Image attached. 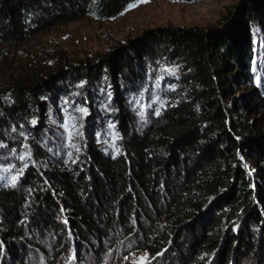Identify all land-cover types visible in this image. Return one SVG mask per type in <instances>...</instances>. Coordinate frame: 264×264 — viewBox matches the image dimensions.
Returning a JSON list of instances; mask_svg holds the SVG:
<instances>
[{
  "label": "trees",
  "instance_id": "obj_1",
  "mask_svg": "<svg viewBox=\"0 0 264 264\" xmlns=\"http://www.w3.org/2000/svg\"><path fill=\"white\" fill-rule=\"evenodd\" d=\"M132 2L0 0V46L89 17L109 22ZM255 2L227 29L150 30L93 62L0 96V143L8 145L0 148L7 157L0 166L20 164L10 151L19 148V125L38 139L45 129L51 137L56 130L46 120L59 118L64 99L86 98L91 111L76 163L65 165V154L30 141L36 167L16 189L0 183L3 264L41 257L64 264L60 257L72 245L83 264H125L130 250L147 251L150 264H264V130L254 121L264 115V7ZM162 66H179V79L165 74L163 82L176 90L161 93L169 106L142 124L130 98ZM241 89L250 90L248 98L239 97ZM110 122L123 137L118 154L103 143Z\"/></svg>",
  "mask_w": 264,
  "mask_h": 264
},
{
  "label": "rangeland",
  "instance_id": "obj_2",
  "mask_svg": "<svg viewBox=\"0 0 264 264\" xmlns=\"http://www.w3.org/2000/svg\"><path fill=\"white\" fill-rule=\"evenodd\" d=\"M247 1L149 0L109 22L89 17L80 22L59 26L19 45L0 46V96L18 83H34L48 78L59 72L61 67H79L93 62L120 44L150 30L164 27L203 31L227 29L236 23ZM255 1L256 5L264 7V0ZM249 94V89H241L239 97L248 98ZM61 107L62 105L59 106L60 109ZM62 118L60 114L58 119L46 120L50 122L47 126L57 130L52 121ZM254 121L258 128L264 130V115L256 116ZM108 124L104 125L106 129ZM3 174L0 172V175ZM136 256L143 257V254L136 253ZM33 263L39 264V260L34 259ZM43 264L47 263L43 260ZM137 264H144V261L137 260Z\"/></svg>",
  "mask_w": 264,
  "mask_h": 264
},
{
  "label": "snow or ice",
  "instance_id": "obj_3",
  "mask_svg": "<svg viewBox=\"0 0 264 264\" xmlns=\"http://www.w3.org/2000/svg\"><path fill=\"white\" fill-rule=\"evenodd\" d=\"M149 0H133L132 3H129L127 10H132L138 7L140 4L148 3ZM124 13H121L123 15ZM159 63V62H157ZM179 66L172 68L170 66H162L160 69L149 72V80L140 86L139 90L130 98V103L133 105V111L136 112L137 116L140 119L142 124H147L149 122L148 117L151 112L152 115L160 117L162 112L166 110L169 106V101L165 96H162L161 93L168 90L175 91L176 86L168 84L166 87L163 86V82L168 76L179 79L176 76V70ZM84 83L77 85L79 88H84ZM103 91V89H101ZM77 97H80L82 93H76ZM46 99V98H44ZM88 100L85 98L83 101H77L76 99H64L63 105L60 109L61 120H53L52 123L56 126V131L53 132V135L50 137L48 135V129H45L40 133V139H38L31 131H27L24 128V125H19L20 131L18 132V143L19 148L13 147L10 149L11 155L15 157L20 164H9L8 166H0V172L4 173L0 175V183H3L5 186H10L13 189H16L20 186L21 181L24 177V173L29 167H36L37 161L33 155V144L30 141L34 142L36 145L44 144V147L48 148L49 152H52L53 155L59 157L62 153L67 156V160L63 161L65 165L69 162L76 163L74 154L80 151L78 147V141L82 140L85 136V126L87 118L91 115L90 109L86 106ZM112 105V96L107 94L105 100L101 102V107L104 111H109ZM31 124L36 126L37 121L32 120ZM12 133H17V127L13 126L11 128ZM106 134L109 136V139L103 140V143L108 146V148L113 149L117 154L119 153L118 144L123 137L119 135L117 126L114 122L108 124V129ZM14 139H17L14 137ZM97 139L100 140V134L97 133ZM52 140L54 147H49L46 141ZM8 145L0 143V148H7ZM70 149V150H69ZM107 151V149H106ZM115 158V157H113ZM0 159H7L5 156H0ZM254 171V170H253ZM47 183V181H45ZM30 191V190H29ZM65 224L68 222L65 221ZM133 226L136 224V219L132 220ZM73 239V233L71 229L68 231V241ZM129 240L130 245H134L136 249L139 248L137 242L132 241L131 236L126 237ZM67 243V241L65 242ZM123 241L118 242L122 244ZM64 248V244L58 246V251ZM7 252L5 242L0 240V264H3V258ZM69 254L67 256H61L60 259L63 260L64 264H83L80 257L78 256V249L75 245H72L68 249ZM112 250H110L107 255L110 256ZM149 253L144 252L143 257H137L135 250H130L123 257L125 264H137V260H143L144 264H150ZM39 264H43V257H41ZM105 264L107 261L105 260ZM211 264V262H209Z\"/></svg>",
  "mask_w": 264,
  "mask_h": 264
}]
</instances>
